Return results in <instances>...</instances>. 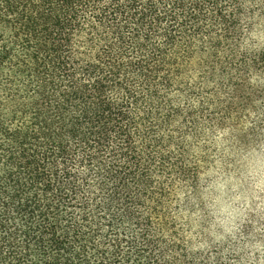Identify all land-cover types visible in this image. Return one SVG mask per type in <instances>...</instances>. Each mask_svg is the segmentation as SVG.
I'll list each match as a JSON object with an SVG mask.
<instances>
[{"label":"trees","instance_id":"obj_1","mask_svg":"<svg viewBox=\"0 0 264 264\" xmlns=\"http://www.w3.org/2000/svg\"><path fill=\"white\" fill-rule=\"evenodd\" d=\"M262 35L264 0H0V264H264L194 221L216 141L264 139Z\"/></svg>","mask_w":264,"mask_h":264},{"label":"rangeland","instance_id":"obj_2","mask_svg":"<svg viewBox=\"0 0 264 264\" xmlns=\"http://www.w3.org/2000/svg\"><path fill=\"white\" fill-rule=\"evenodd\" d=\"M257 40L264 46L263 35ZM215 152V163L203 180L204 209L194 221L206 218L207 238L214 245L240 246L244 255L248 252L264 257V139L251 147L230 151L223 140H217ZM222 156H226V164ZM222 204L237 210L233 217L219 214ZM226 219L229 222L223 225ZM198 231L195 228L194 232Z\"/></svg>","mask_w":264,"mask_h":264},{"label":"clouds","instance_id":"obj_3","mask_svg":"<svg viewBox=\"0 0 264 264\" xmlns=\"http://www.w3.org/2000/svg\"><path fill=\"white\" fill-rule=\"evenodd\" d=\"M236 211L237 210L231 209V207L229 205L222 204L220 209H219V214L226 216V217H233ZM228 222L229 221L226 219V220L222 221L221 223L223 225H226Z\"/></svg>","mask_w":264,"mask_h":264}]
</instances>
